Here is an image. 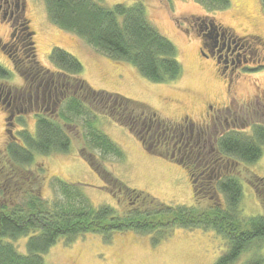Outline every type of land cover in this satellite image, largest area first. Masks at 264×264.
Returning a JSON list of instances; mask_svg holds the SVG:
<instances>
[{
	"label": "trees",
	"instance_id": "1",
	"mask_svg": "<svg viewBox=\"0 0 264 264\" xmlns=\"http://www.w3.org/2000/svg\"><path fill=\"white\" fill-rule=\"evenodd\" d=\"M44 1L48 17L54 24L75 33L110 58L132 64L148 80L168 83L182 76L184 71L177 48L149 20L144 0L113 6H106L100 0ZM197 1L212 10L230 5V0ZM262 4L264 7V0ZM29 53V72L36 71L55 79L56 85L59 82L62 100L55 113L36 111L35 135L23 129L20 131L21 144L8 147L21 185L18 189L7 190L2 196L5 202H0V264H46L43 254L63 237L73 243L86 233L110 236L130 230L151 235L159 242L176 228L200 229L222 236L227 241V250L215 264H231L246 250L255 251L256 256L245 264H262L258 247L264 241V213L242 217V186L238 172L239 161L253 163L262 156L264 124H253L249 134L242 128H235L219 138L216 148L225 162L222 168L217 165L216 169L227 172L218 180H209V168L203 174L190 160L181 161L178 156H172L170 149L156 143L154 131L147 132L146 125L151 122L164 128L175 127V124L163 121L146 104L119 94L94 90L81 77L83 65L79 59L62 48L55 47L51 53V61L58 70L43 68L36 52L31 49ZM85 110L94 116L107 115L127 127L151 154L182 164L191 179L196 204L160 203L115 178L103 158L90 150L98 149L103 155L117 156L120 152L92 121H88L87 135L92 149L83 151L82 156L103 178L118 202L127 200L131 202L130 206H121L122 209L108 204L92 207L76 183L60 180H55L54 186L58 187L62 197L51 201L45 199L40 189L45 179L43 169L28 178L24 175L25 168L33 164L35 152L46 156L69 151L73 142L69 114L81 116ZM173 135L166 133L165 147L172 146ZM248 182L264 207V177L252 173ZM205 200L208 203L203 206ZM23 236L28 237L27 254H22L14 243Z\"/></svg>",
	"mask_w": 264,
	"mask_h": 264
},
{
	"label": "rangeland",
	"instance_id": "2",
	"mask_svg": "<svg viewBox=\"0 0 264 264\" xmlns=\"http://www.w3.org/2000/svg\"><path fill=\"white\" fill-rule=\"evenodd\" d=\"M100 1L106 6H113L135 0ZM144 1L149 20L177 48L178 60L184 71L178 80L168 83L152 82L132 64L114 60L95 50L75 33L54 24L48 17L44 0H35L27 13L31 26L37 33L35 52L39 65L58 70L51 61V53L55 47L62 48L79 59L83 65L81 77L94 90L119 94L146 104L167 123L180 122L187 116L190 121L200 124L210 111V105L216 110L227 108L228 104L225 102L228 101V95L233 100L231 107L235 110L247 106L256 92L261 97L257 98L260 104H264V41L250 39L255 42L252 49L258 47L255 57L262 58V61L252 63L251 66H256V69L247 73V78L232 83L228 92L227 81L216 72L212 61L200 56V41L192 32L193 23L207 17L231 28L239 36L254 33L264 37L262 0H230L227 8L213 10L197 0ZM0 33L5 36L6 31L2 30ZM2 54L0 52L1 58ZM11 66L10 63L9 67ZM16 83H22V79L19 78ZM3 115L0 109V146L3 140ZM69 115L73 138L69 151L46 156L35 152L33 164L24 171V175L30 178L37 170L43 169L45 179L41 176L43 184L40 189L45 199L51 201L62 197L58 187L54 186V181L60 180L76 183L92 207L108 204L122 209L123 206H130V201L118 202L103 178L82 156L83 151L92 149L89 137L87 138L90 129L88 121H92L96 128L115 143L120 152L117 156L103 155L98 149L90 150L103 158L106 168L115 178L160 203L187 206L196 204L191 179L183 166L174 161L168 167L157 162V159L152 158L153 154L143 147L141 141L127 127L107 115L94 116L86 110L81 116ZM259 121L264 124V116H260ZM19 123L16 131L27 129L35 135L36 112L26 115ZM252 128L251 124L245 132L249 134ZM239 169L242 217L263 214V203L248 181L252 173L264 177V146L263 154L257 161H239ZM221 198L223 199V195ZM207 203L205 200L202 204L205 206ZM108 236L86 233L73 243H68L64 237L60 238L43 254L44 261L46 264H215L227 250V241L222 236L200 229L176 228L159 242L154 241L151 235L130 230ZM27 241L28 237L23 236L14 242L22 254H27ZM260 246L258 248L264 264V241L260 242ZM254 256L256 253L253 250L243 251L231 264H245Z\"/></svg>",
	"mask_w": 264,
	"mask_h": 264
},
{
	"label": "flooded vegetation",
	"instance_id": "3",
	"mask_svg": "<svg viewBox=\"0 0 264 264\" xmlns=\"http://www.w3.org/2000/svg\"><path fill=\"white\" fill-rule=\"evenodd\" d=\"M34 4L35 0H0V31H6L5 36L0 33V52L3 53L2 58L0 56V109L4 114L3 140L0 146V202L2 203L5 202L2 196L7 190L10 191L12 187L18 189L21 185L19 176L16 177L14 160L8 151L9 145L22 142L20 131H16V126L26 115L34 111L44 110L55 113L62 100L59 94V82L56 85L55 79L47 78L36 71L29 72L28 69L29 51L36 50L37 33L32 28L30 17L27 15L29 8ZM192 32L200 41V56L212 61L217 69L216 72L227 81L228 92L232 83L247 78V73L256 69V66H251L252 63L262 61V58L255 57L258 47L252 49V44L255 42L250 40L264 41V37L259 34L239 36L232 32L231 28L215 23L207 17L193 23ZM10 63L11 67H9ZM19 78L22 79V83L17 84ZM253 97L249 99L247 106L235 110L231 107L233 100H230L228 95V101L225 102L228 104L227 108L216 110L210 105V111L202 118L200 124L190 121L186 116L182 121L175 122V127L170 128L151 122L146 125L147 132L154 131L156 143L162 145L164 149H170L172 156H178L181 161L190 160L203 174H206L209 168L207 171L209 180H218L224 172H227L220 170L225 161L219 157L216 148L219 138L231 129L245 130L251 124L260 123V116H264V104L261 105L259 102L261 97L257 92ZM167 132L168 135L174 134L171 137L173 140L171 147H165L164 136ZM217 165H220L219 169H216ZM224 168L228 169L227 166Z\"/></svg>",
	"mask_w": 264,
	"mask_h": 264
},
{
	"label": "crops",
	"instance_id": "4",
	"mask_svg": "<svg viewBox=\"0 0 264 264\" xmlns=\"http://www.w3.org/2000/svg\"><path fill=\"white\" fill-rule=\"evenodd\" d=\"M152 158L157 159L156 160L157 162H160L163 166H166V167L171 166L174 163L173 161H170L168 159H165V158H162L156 155H153Z\"/></svg>",
	"mask_w": 264,
	"mask_h": 264
}]
</instances>
